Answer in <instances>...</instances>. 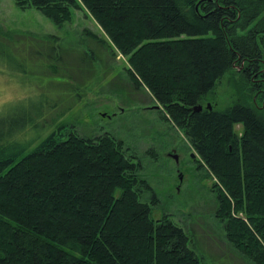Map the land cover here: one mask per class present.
<instances>
[{"label":"trees","instance_id":"trees-1","mask_svg":"<svg viewBox=\"0 0 264 264\" xmlns=\"http://www.w3.org/2000/svg\"><path fill=\"white\" fill-rule=\"evenodd\" d=\"M14 1L57 25L71 22L74 9L91 14L113 54L126 58L128 80L153 94L162 118L202 158L227 243L264 264V0ZM231 70L249 96L210 109ZM74 127L28 137L14 152L0 146V264H205L188 229L168 214L154 218L125 142Z\"/></svg>","mask_w":264,"mask_h":264},{"label":"rangeland","instance_id":"rangeland-1","mask_svg":"<svg viewBox=\"0 0 264 264\" xmlns=\"http://www.w3.org/2000/svg\"><path fill=\"white\" fill-rule=\"evenodd\" d=\"M85 30L102 37L108 50ZM106 38L85 9H74L71 22L57 25L35 7L0 0V146L14 152L63 123L83 135L113 133L140 164L147 182L141 191L154 218L168 214L188 229L205 264H253L225 240L215 216L214 179L202 158L184 131L162 118L153 94L128 80L126 58L113 54ZM248 90L242 75L231 70L209 103L225 109L248 97ZM21 130L27 131L17 135ZM236 130L241 134L243 126Z\"/></svg>","mask_w":264,"mask_h":264},{"label":"water","instance_id":"water-1","mask_svg":"<svg viewBox=\"0 0 264 264\" xmlns=\"http://www.w3.org/2000/svg\"><path fill=\"white\" fill-rule=\"evenodd\" d=\"M157 107L158 108H160V106L159 105H157ZM208 107L211 109L212 108V106H211V104L210 103H208ZM203 109V106L202 105H197V106H195L194 107V110L195 111H201ZM195 154L193 153V157L195 158ZM174 157H175V159L178 161V156L177 155H174ZM181 180H182V177H181Z\"/></svg>","mask_w":264,"mask_h":264},{"label":"bare ground","instance_id":"bare-ground-1","mask_svg":"<svg viewBox=\"0 0 264 264\" xmlns=\"http://www.w3.org/2000/svg\"><path fill=\"white\" fill-rule=\"evenodd\" d=\"M195 154V153H194Z\"/></svg>","mask_w":264,"mask_h":264}]
</instances>
